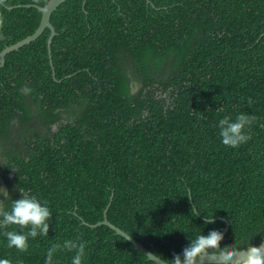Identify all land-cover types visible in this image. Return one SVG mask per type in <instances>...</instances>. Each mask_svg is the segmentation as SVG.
Returning a JSON list of instances; mask_svg holds the SVG:
<instances>
[{"label": "trees", "instance_id": "trees-1", "mask_svg": "<svg viewBox=\"0 0 264 264\" xmlns=\"http://www.w3.org/2000/svg\"><path fill=\"white\" fill-rule=\"evenodd\" d=\"M47 1L0 7V51L33 33ZM49 20L50 52L45 27L0 64V186L47 201L49 234L20 252L3 234L19 227L0 229V259L45 264L53 243L79 236L82 264H155L103 218L167 263L212 229L221 247L260 244L264 0H64ZM240 113L258 119L233 149L218 122Z\"/></svg>", "mask_w": 264, "mask_h": 264}, {"label": "clouds", "instance_id": "clouds-1", "mask_svg": "<svg viewBox=\"0 0 264 264\" xmlns=\"http://www.w3.org/2000/svg\"><path fill=\"white\" fill-rule=\"evenodd\" d=\"M8 0H0V7L9 8ZM5 18L0 14V40L6 39L3 34ZM23 94H30L32 89L27 85L21 89ZM248 103H253L248 99ZM217 112H224L223 105L215 109ZM255 114L240 113L235 120L231 116L224 115L218 122L219 136L223 145L233 149L247 143L252 138L249 131L251 126L256 122ZM20 192L19 199H12L10 192L4 186H0V229H7L9 226H18L20 231H4L7 238L8 247L15 248L20 252L29 250V239H35L38 235L48 236L52 211L47 201L41 202L37 196L30 192L18 189ZM11 199L10 209H5V202ZM192 211L199 213L195 210ZM200 214V213H199ZM204 216L206 224L216 222L213 216ZM27 229V231H25ZM224 239L223 230L212 229L207 235L200 234L185 246L181 253H174L170 264H197L198 259L204 254L211 252L220 257V264H229L236 255V250L231 245L221 247V241ZM86 242L78 236L75 239L64 240L63 243H53L48 249L45 258V264H54V256L61 251L74 252L71 264H82L86 255ZM0 264H12L10 259H0ZM241 264H264V241L258 246H249L245 252V258Z\"/></svg>", "mask_w": 264, "mask_h": 264}, {"label": "water", "instance_id": "water-1", "mask_svg": "<svg viewBox=\"0 0 264 264\" xmlns=\"http://www.w3.org/2000/svg\"><path fill=\"white\" fill-rule=\"evenodd\" d=\"M62 1H64V0H48L44 6L35 5L41 11V19H40L39 25L33 31V33L25 36L24 38L18 40L17 42H15L11 45L4 47L0 51V64L3 63L4 56L6 53H8L12 50H16L21 45L29 43L30 41L34 40L37 36L40 35V33L43 31V29L45 27L49 28V30H50V33H49V36L47 39V48H48V52H50L49 45H50V42H51L53 35L56 34L54 27L49 20L50 14L57 7V5L60 4ZM97 224L108 225L116 233L122 235L127 240H129L138 250L142 251L146 255L148 260L153 261L155 264H170V263H167L166 261H164L163 259H161L160 257L156 256L155 254H153L150 250H148L140 242L135 240L132 236H130L124 230L120 229L119 227H117L114 224H112L111 222H109L106 218H103L101 221L97 222L96 225ZM226 225H228L227 222H226ZM262 241H264V240H262ZM260 244H258V245H260ZM258 245H253V246H258ZM246 249L247 248H244L241 250H236V255L233 257V260L230 261L229 263H240V262H242L243 259L245 258ZM203 263H220V257L212 254L211 252L206 253L201 258H199L198 262H197V264H203Z\"/></svg>", "mask_w": 264, "mask_h": 264}]
</instances>
